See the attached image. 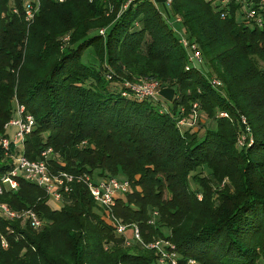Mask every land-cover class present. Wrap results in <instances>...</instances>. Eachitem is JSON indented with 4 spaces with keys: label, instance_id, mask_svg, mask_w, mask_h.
<instances>
[{
    "label": "trees",
    "instance_id": "1",
    "mask_svg": "<svg viewBox=\"0 0 264 264\" xmlns=\"http://www.w3.org/2000/svg\"><path fill=\"white\" fill-rule=\"evenodd\" d=\"M126 2L41 0L28 22L21 0H0V135L18 100L36 118L29 157L52 148L54 170L131 180L114 213L145 241H173L181 264H264V0H173L201 61L153 0ZM90 46L97 58L85 62ZM140 79L173 88L171 102L138 95ZM204 114L215 125L202 131ZM3 150L0 177L13 166ZM0 199L44 220L0 218L10 240L0 264H158L154 248L126 243L84 181L59 207L26 179Z\"/></svg>",
    "mask_w": 264,
    "mask_h": 264
},
{
    "label": "built area",
    "instance_id": "2",
    "mask_svg": "<svg viewBox=\"0 0 264 264\" xmlns=\"http://www.w3.org/2000/svg\"><path fill=\"white\" fill-rule=\"evenodd\" d=\"M25 8V16L28 22L32 21L41 8V0H21ZM63 1V0H60ZM132 0H127L126 4ZM156 2V0H153ZM165 7L168 8L167 15L170 16L169 6L173 0H163ZM245 1V0H237ZM125 4V5H126ZM17 10V9H16ZM249 14L255 17V11L252 9ZM180 20V17H177ZM102 32L104 29L101 30ZM181 42L189 50L191 59L195 61L202 60V53L196 43H190L185 35L181 36ZM217 84L221 81L215 79ZM159 87L157 80L140 79L133 85V89L138 95L143 97L155 96L156 89ZM16 115L10 123V125L17 126V131L14 137L9 135L5 136L2 143L5 149H11L13 142L16 143V147L21 148L23 152L18 153L13 158V166L0 177V194L5 193L8 189H18L21 179H26L37 183L42 186L48 193L50 199L57 201H63L66 194H68L73 187V183L84 181L93 195L94 199L100 205L104 217L111 223L116 225V229L119 233L125 235L126 243L130 244L132 240L141 241L146 247L154 248L157 254L158 264H181L180 257H183L178 250L176 244L167 238H157L150 241H145L141 232V228L137 223H126L121 221L114 213V206L120 197H123L126 192L130 190V180L125 178H119L116 176H107L99 180L94 179L90 173H75L64 169L54 170L50 165V156L48 153L52 151V148L44 149L40 155L36 158L29 157L24 151V144L26 138L33 132L36 126V118L33 113L29 112L24 103H20L18 100ZM197 103H195L196 107ZM18 114V115H17ZM195 116L196 111L194 110ZM224 115H228L227 112H223ZM194 121L196 119H193ZM192 121V120H191ZM193 121V122H194ZM187 119L184 118L182 123H187ZM192 122V123H193ZM9 124V123H8ZM20 145V146H19ZM158 213L157 210L154 211ZM0 218L2 219H21V223L28 222L34 228H40L43 226L44 220L38 214L34 208H28L24 210H17L4 200L0 199ZM155 215H152L150 222H154ZM0 244L3 247H8L10 244L9 237L0 226ZM197 261L189 257L186 259L185 264H196Z\"/></svg>",
    "mask_w": 264,
    "mask_h": 264
},
{
    "label": "rangeland",
    "instance_id": "3",
    "mask_svg": "<svg viewBox=\"0 0 264 264\" xmlns=\"http://www.w3.org/2000/svg\"><path fill=\"white\" fill-rule=\"evenodd\" d=\"M158 7L161 9V11H162V13H163V16L169 21V22H171V24H172V26L174 27V29L176 30V33L179 35V36H182V35H186L185 34V32H184V30H183V28H182V26H181V24H180V22L177 20V18H176V16H174V15H172V14H170V16H168L167 15V13L165 12L166 11V9L164 8V6L159 2L158 3ZM16 9H18L17 7L16 8H14L13 9V11H18V10H16ZM27 18H26V16H25V20H26ZM28 25H30V24H28ZM66 38L67 37H65L64 39H65V41H67L66 40ZM89 58L90 59H94V58H97V55H96V52H95V49L92 47V46H90L89 48H87L86 50H85V52H84V55H83V60L85 61V62H90V60H89ZM200 67L202 68V70H206V68L205 67H202V65L200 64ZM140 81V80H139ZM138 82V81H137ZM157 91H156V94L155 95H158V94H160L161 96H162V98L161 99H163V102L165 103V104H167L168 102L170 103L171 102V100H172V98H173V90L171 89V87L170 86H167V85H165V86H162V87H157V89H156ZM16 98V97H15ZM164 100H166V101H164ZM193 106H195V104L193 105ZM17 107H19V105H18V102H17V100H15L14 99V114L12 115V117L7 121V123L5 124V132L6 133H8L9 134V136L10 137H14V135H15V133H16V131H17V126H15V125H10V123L12 122V120L14 119L13 117L16 115V111H17ZM18 115V114H17ZM201 120V122H200V124H199V126L198 127H200V129L202 130V131H204V129H205V126L206 125H208V123L210 124H212V125H215V121H211L210 120V118H208L205 114L203 115V117H202V119H200ZM188 121H191V119H189ZM9 123V124H8ZM192 124H195V127L197 126V123L194 121ZM6 135H0V143H4V141H3V139H4V137H5ZM13 145L14 146H12L11 147V149H5L4 148V150H3V154H4V160H7L8 158L10 159V157L12 158V160H13V158L15 157V156H17L18 155V153H21V152H23V150H22V147L21 148H19V147H16V143L15 142H13ZM20 146V145H19ZM24 147H25V144H24ZM23 147V148H24ZM17 148H19V149H17ZM44 150V149H43ZM42 150V151H43ZM49 154V156L50 157H56L57 158V154H55V153H53L52 151L50 152V153H48ZM96 172H98L96 169H95V173ZM198 172H200L202 175L203 174H208V172H209V169H208V167H206V165L203 167V168H199L198 170H194V171H192V173L194 174V173H198ZM92 175V174H91ZM92 177H94L93 175H92ZM107 177V176H106ZM116 177H118L117 175H116ZM101 178H103V177H100L99 175H96L95 177H94V179H96V180H99V179H101ZM120 178V177H119ZM122 178V177H121ZM131 184H132V182H131V180H130V186H131ZM50 202L52 203V205L53 206H55V207H59V206H61L62 205V203H63V201H57V200H54V199H50ZM155 211V210H154ZM153 211V215H155V217H157L158 216V213H155ZM158 211V210H157ZM164 230H165V232H169V228L168 227H164L163 228Z\"/></svg>",
    "mask_w": 264,
    "mask_h": 264
},
{
    "label": "crops",
    "instance_id": "4",
    "mask_svg": "<svg viewBox=\"0 0 264 264\" xmlns=\"http://www.w3.org/2000/svg\"><path fill=\"white\" fill-rule=\"evenodd\" d=\"M159 2L164 6V8L166 9L165 12L167 13V12H168V10H167L168 8L165 7L164 1H163V0H156L155 3L158 5ZM171 89L173 90V88H171ZM173 92H174V91H173ZM173 95H174V93H173Z\"/></svg>",
    "mask_w": 264,
    "mask_h": 264
}]
</instances>
